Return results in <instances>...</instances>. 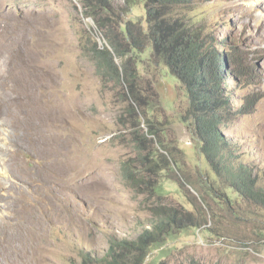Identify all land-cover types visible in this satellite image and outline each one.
Segmentation results:
<instances>
[{
  "label": "rangeland",
  "instance_id": "374dc122",
  "mask_svg": "<svg viewBox=\"0 0 264 264\" xmlns=\"http://www.w3.org/2000/svg\"><path fill=\"white\" fill-rule=\"evenodd\" d=\"M197 2L198 11L206 10L205 19L192 25L200 39L209 44L215 38L221 53L236 48L234 55L248 67L244 85L234 80L224 86V123L218 128L249 164L256 188H264V0ZM126 3L111 0L102 11L98 0H0V119L7 120L0 127V146L9 139L5 129L15 126L22 133L19 159L42 171L41 137L51 124L54 129L51 184L43 180L36 188L10 176V165H0L26 192V202L16 207L0 201V215L11 216L6 218L10 234L0 236V264H85L86 258L112 253L126 264H264V203L244 199L237 208L221 209L208 197L207 179L189 159L200 160L191 156L200 109L179 83L163 77L166 68H160L159 58L152 54L138 69L131 55L123 60L113 52L124 71L131 61L134 86L102 76L95 48L117 39L130 52L119 37L120 22L134 15ZM190 11L176 6L170 23L185 22ZM99 13L103 31L95 17ZM142 29L132 27L145 41ZM148 108L152 115L146 114ZM150 128L157 133L150 135ZM33 131L40 135L41 152L29 145ZM159 143L181 161L183 169L170 171L176 182H162L169 170L154 162ZM180 183L193 203L188 210L218 213L209 216L213 234L204 231L207 226L174 230L165 233L159 250L117 248L121 240L133 243L152 230L156 211L177 208L189 217L176 199Z\"/></svg>",
  "mask_w": 264,
  "mask_h": 264
},
{
  "label": "trees",
  "instance_id": "16d2710c",
  "mask_svg": "<svg viewBox=\"0 0 264 264\" xmlns=\"http://www.w3.org/2000/svg\"><path fill=\"white\" fill-rule=\"evenodd\" d=\"M110 1L98 0L100 10L106 11V8L108 10ZM126 4L134 11V15L120 22L119 37L127 41L126 44L130 52L126 53L117 39L110 40L111 46L95 48L96 50L93 51V57L97 60L98 68L104 79H111L121 84L126 81L134 86V80L137 78L136 73L129 70L128 63L131 61L125 62L124 69L126 71H124L115 64L112 58L113 52L123 60L131 55L130 57L137 68L145 59H151L152 54L153 57L159 58L160 68L162 70L166 68L163 77H171L175 81V85L179 83L192 106L200 109L198 117L200 123L197 125L198 130L195 138L199 151L196 148L194 155H191L193 158H200V160L195 163L191 158L189 159L195 166L197 164L198 173L206 177L205 185L208 188L206 191L208 197L221 209L228 206L237 208L244 199L264 203V188H256L257 182L252 176L253 172L249 164L240 160L237 150L231 148L233 144L229 141L230 139L226 140L218 128L219 124L224 123L220 115V106L225 97L224 86L234 80L241 81V85L246 82L245 74L247 72L245 70L248 67H243L240 64V58L234 55L236 48H233L231 53L222 49L221 53L213 45L215 38L209 40L211 41L209 44L200 39L192 25L195 22L201 23L205 19L206 12L204 13V11L206 10L204 8L198 11L195 8L197 7L195 4H198L197 0H127ZM176 6L191 9V16L184 19L186 24L180 20L173 24L170 23L172 20L169 17L172 16ZM156 7L163 10V12L161 10V18L165 20L160 21V9ZM136 10H140L142 16L138 15ZM95 17L101 24L100 30H105L106 25L102 14H96ZM134 25L143 28L144 35H146L145 41L139 40L134 33L132 30ZM222 41L224 42V40ZM151 110L153 111V108H148L146 114L152 115ZM150 130H148L150 135L157 133L155 130ZM158 151L159 154H154V162L161 166L162 171L169 170V173H164L162 182L165 179L176 182L175 180L171 181L170 171L175 166L183 169L181 161L174 159L173 154L170 156L167 149H162L161 143L158 144ZM163 183L159 186L161 189ZM178 186V198L176 197V199L190 214L189 217L183 218L182 211L177 208L156 211V220L152 230L144 231L140 238L133 243L121 240L118 242L117 248L130 250L139 247L146 252L149 249L159 250L165 245L163 244L165 233L173 235L176 231H189L203 226H207L204 229L206 233L213 234V230L208 226L211 221L209 219L211 211L198 208H196V212L188 210L193 204L191 198L181 183ZM161 189L160 191H162ZM217 216H219L218 213L214 211L211 217L216 218ZM113 252L116 251L113 250ZM119 257L112 253L100 260L86 258L85 264L94 262L98 264H126L125 259Z\"/></svg>",
  "mask_w": 264,
  "mask_h": 264
},
{
  "label": "bare ground",
  "instance_id": "6f19581e",
  "mask_svg": "<svg viewBox=\"0 0 264 264\" xmlns=\"http://www.w3.org/2000/svg\"><path fill=\"white\" fill-rule=\"evenodd\" d=\"M6 125H7V120L0 119V127L2 128V126L5 127ZM5 130L8 133L9 139L5 140L6 142L8 141L6 147L0 146V165L2 167L4 166V164L10 165L11 166L10 176L15 177L17 180H21V179L25 180L28 182V184L36 188L43 180L45 182H48V184H51L52 179H53V164H54L53 125L51 124L50 128L45 130V134L44 135L42 134V137H41L43 143L45 144L43 155H42L44 157L42 171H40L39 169L36 170V169L28 168L25 162L19 159L18 154H19V150L23 143L22 138H21L22 133L18 134L17 130L15 129V126L12 127V129H9V130L5 129ZM28 133H29V139H30L29 145L34 150L41 152V150L37 146V142L40 140L39 133L37 134V132H34V131L28 132ZM2 167H0V201H6V203L4 204V206L6 207H12V206L16 207L18 203L25 201L24 199L26 196V192L23 190V187L19 183H14V182L11 183L12 181V180L10 181L11 177L9 178L7 176L9 169L4 170ZM4 188H9L11 191L15 189L16 194L13 195L11 192L9 193L8 191L6 192L4 191ZM8 217H11V216L10 215H0V236L10 234L11 225H9L6 222V218ZM21 236H26V235L22 234Z\"/></svg>",
  "mask_w": 264,
  "mask_h": 264
}]
</instances>
